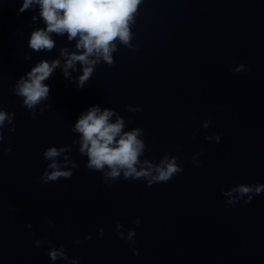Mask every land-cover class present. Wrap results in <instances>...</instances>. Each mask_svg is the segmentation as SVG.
Masks as SVG:
<instances>
[{
	"label": "water",
	"instance_id": "obj_1",
	"mask_svg": "<svg viewBox=\"0 0 264 264\" xmlns=\"http://www.w3.org/2000/svg\"><path fill=\"white\" fill-rule=\"evenodd\" d=\"M22 2L0 0V105L15 113V131L6 125L0 143V264H53L46 245L34 247L45 239L79 264H264V193L234 206L221 195L264 185V0H141L132 49L117 41L113 65L101 61L82 90L80 65L70 81L61 59L35 119L13 94L15 83L62 47L74 51L75 41L53 34L51 52L30 50L31 32L45 25L32 21L38 6L17 16ZM241 64L248 71L234 73ZM94 105L123 117L125 131L144 130L142 160L176 156L183 172L151 187L122 178L108 187L73 144L80 137L71 129ZM214 135L219 144L205 139ZM52 146H71L78 168L70 180L42 184L43 152ZM117 223L125 236L136 232L139 255L117 238Z\"/></svg>",
	"mask_w": 264,
	"mask_h": 264
},
{
	"label": "clouds",
	"instance_id": "obj_2",
	"mask_svg": "<svg viewBox=\"0 0 264 264\" xmlns=\"http://www.w3.org/2000/svg\"><path fill=\"white\" fill-rule=\"evenodd\" d=\"M140 2L141 0H23L16 15L19 16L30 9L35 10L38 6L39 16H33L32 21L36 23L39 19L45 25L31 32L28 41L30 50L51 52L56 45L53 34L66 35L69 42L75 41L74 51L62 47L59 58L51 61L40 60L15 83L13 94L22 99V106L31 113V118H36L35 109L49 98L50 86L44 82L53 75L55 69L61 68V59L64 61L63 75L70 81L73 79L70 70L76 71V65H80L82 75L76 79L78 90H82L101 61L113 65V53L118 51L117 41L132 49L130 23ZM30 59V55L25 56V60ZM232 71L240 73L248 69L241 64ZM127 110L130 113L142 111L139 107H129ZM44 111V108L40 109V113ZM114 116L115 122H111ZM14 117L15 113L6 112L0 105V143L3 142V129L6 125H11L9 132L15 131ZM211 124L210 119L205 120L202 127L208 129ZM125 128L126 121L117 112L109 109L101 110L98 105H94L79 115L71 129L72 132L79 134V140H74L73 144H78L79 154L87 157L86 168L89 171L102 173L103 183L108 187L121 178L125 181L143 180L148 187H151L155 184L167 183L175 175L183 172L176 156L165 154L159 162L142 160L141 157L144 156L146 149L143 139L144 130L134 128L125 131ZM205 139L216 144L221 141L220 135L207 136ZM177 150H181L180 145H177ZM11 151V147L4 149L5 153ZM70 152L71 146L59 148L52 146L44 150L43 159L49 163L40 176L42 184L55 183L60 179L70 180L73 177L72 170L77 169L78 164L68 155ZM203 154L194 155L191 158L193 164L198 165V157ZM262 193H264V185L261 184H241L229 191H221L222 196L228 197V206L241 202L248 205L254 197ZM52 223L49 221V226ZM133 223L139 226L141 221L137 218ZM25 227L31 228V225ZM115 230L118 239L126 240L130 247L135 244L134 230H128L125 236L124 225L120 223L116 224ZM98 235L101 238L104 236L103 228L98 229ZM91 239V235L85 237V240ZM73 243L80 244L81 241L76 240ZM45 245L49 248L48 256L53 264L57 260H62L65 264H79L78 260L71 259L67 255V250L63 246L54 247L47 239L34 241L36 248ZM132 253L137 256L139 250L132 247Z\"/></svg>",
	"mask_w": 264,
	"mask_h": 264
}]
</instances>
